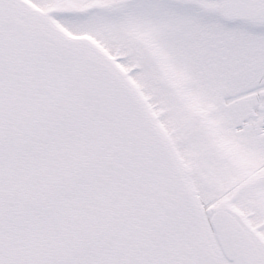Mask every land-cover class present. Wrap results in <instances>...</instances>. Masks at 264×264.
<instances>
[{"label": "snow or ice", "instance_id": "snow-or-ice-1", "mask_svg": "<svg viewBox=\"0 0 264 264\" xmlns=\"http://www.w3.org/2000/svg\"><path fill=\"white\" fill-rule=\"evenodd\" d=\"M0 264H264V0H0Z\"/></svg>", "mask_w": 264, "mask_h": 264}]
</instances>
